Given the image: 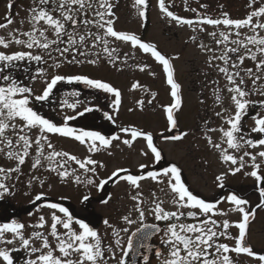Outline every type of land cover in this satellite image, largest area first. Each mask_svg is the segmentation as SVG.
<instances>
[{
    "label": "snow or ice",
    "instance_id": "1",
    "mask_svg": "<svg viewBox=\"0 0 264 264\" xmlns=\"http://www.w3.org/2000/svg\"><path fill=\"white\" fill-rule=\"evenodd\" d=\"M187 5L188 0H184ZM136 6L146 5V0H135ZM13 6L12 0L8 8ZM114 5L110 0H32L28 9V30H13L7 37L0 36V156L13 163L12 167L0 166V197L11 194L7 181L13 173L20 174L21 166L26 163V158L31 157V169L37 170L46 167L50 173H54L61 183L74 182L86 183L103 188L108 180L116 178L115 182L124 181L135 192L130 195L133 202L129 212L121 217L124 224L131 226L139 224V227L127 238V244H122L121 233H128L129 228L117 229L107 219L103 223L111 229V235L115 238L113 244H105L104 237L97 230L82 219H76L69 208L58 202H47L37 209L47 208L49 219L40 215L35 224L29 225L33 229L30 234H25V225L18 220L0 223V264H16L15 254L23 251L26 256L23 264H126V258L134 247L151 252L156 264H236L232 253L236 256L246 254L249 257H257L264 264V255H258L252 247L246 244V233L250 217H254L255 209L246 210L248 201L236 194L221 197L215 202H208L197 194H194L182 180L181 169L172 164L162 170H148L140 174H130L128 169L117 168L112 171L107 180H100L96 184L92 176L97 174V168L105 165L93 159L90 155L80 159L67 151H58L49 139V134H58L61 137H73L81 144L88 142L89 153L99 152L102 148L110 147L119 135L110 138L97 131L75 129L63 123L58 126L52 120L45 118L34 109V102L43 104L49 102L54 89L59 82L82 83L89 89L101 90L105 94H113L112 106L118 111L121 104V92L110 83L100 79L89 78L86 75H60L51 74L50 80L44 67H37L35 72H30L27 67L23 71L27 73V79L32 84L14 76V72L22 66L36 62L46 64L45 59L53 60L55 69L63 64H93L96 65L102 57L115 66L119 60L116 48L112 47L113 41L130 42L133 48L138 47L143 53L150 54L155 61L163 67L167 74L166 82L170 85V95L173 103L165 107L166 119L170 129L177 127L174 112L182 106L180 85L174 79V70L170 59L157 50L156 45L142 42L135 34L117 31L114 28ZM206 8V4H201ZM222 7V6H221ZM250 9L244 18H230L227 12H222L213 18L206 13L201 14L196 8H187L197 14L196 19H186L170 11L165 0H159V9L166 17L178 24L188 25L194 32H205V26L214 29L207 32L212 42L217 46L204 43L198 44L202 51L212 53L208 57L210 67H215L226 80L224 89L217 87L214 90L215 102L221 104L223 91L229 94L230 102L234 110L222 108L215 116L224 121L227 128H208L205 133L207 145L219 153V159L229 164L228 172L216 177L218 186L223 188V180L228 173L235 175L245 168L248 161L253 170L245 175L255 178L258 183L264 182V176L260 174L264 169V115L256 112L252 115L254 126L250 133L256 134L255 138H246L248 135L242 131V120L248 115L249 109L258 106L264 109V99L251 101L250 95L264 97V84H258L264 80V0H248ZM140 17H145V11H139ZM25 21H21L23 24ZM13 23L11 12L5 16V22L0 23V29ZM221 26H223L221 28ZM247 30V31H243ZM193 42L197 36L190 38ZM19 46L20 50L9 51L13 46ZM39 50V51H34ZM219 52L217 55L216 53ZM55 54V55H54ZM59 57V60H57ZM93 57V58H90ZM127 54H125V61ZM246 60L254 62V67L244 68ZM218 61L219 63H214ZM148 65L140 67L144 71ZM44 81L45 87L41 94L34 93V83L37 78ZM251 80V87H248ZM139 87L137 83L132 88ZM155 93L152 96L155 97ZM79 97L80 92L65 93V99L61 101V107L77 109L82 102L77 99L69 103L67 97ZM141 107L143 102H139ZM152 103V101H148ZM85 107L77 116H83L92 111ZM225 112L229 114L224 115ZM105 117L115 122L113 116L107 112ZM75 116L65 117V121L75 119ZM208 122L206 121L205 124ZM123 133H130L131 139H124L123 144L131 147L133 142L142 137L153 155L154 162L162 158L161 151L154 144L153 135L136 127H122ZM219 131L220 141L213 142L208 132ZM33 132L37 134L33 137ZM187 132L167 135L166 141H179L187 136ZM226 145L227 147H224ZM245 148L261 149L258 152L244 151L243 155H235L230 150L240 152ZM34 152V155H33ZM143 155H148L143 152ZM245 157L248 158L246 161ZM259 159V163L257 160ZM74 162L82 174H78L76 168L69 166ZM145 164L140 169H147ZM124 173V175H122ZM87 174H92L89 176ZM18 178V177H17ZM151 180L157 184H165L168 192L167 199H160L155 193L151 199H145L139 191L141 182ZM44 185L45 180L33 175L28 181L31 187L33 182ZM164 192V188L160 189ZM260 202L256 205L259 209L264 207V187H260ZM44 193L37 194L35 201H41ZM87 201V195L82 197ZM110 199V197H109ZM227 200L233 208L229 211L239 212L242 218L239 222L231 224L228 219L218 222L213 217L225 216L227 213L218 210V204ZM109 200H104L107 204ZM170 203L172 208H166ZM135 214V217H133ZM31 215V213H30ZM151 217L153 223L146 220ZM50 220V223H49ZM47 226V231H44ZM238 229V235L230 231L232 227ZM63 229L61 231L60 229ZM155 239L158 246L146 244V241ZM234 240V246L221 240ZM38 245V246H37ZM117 249L121 255L117 257ZM145 264H151V258L144 252L140 253Z\"/></svg>",
    "mask_w": 264,
    "mask_h": 264
},
{
    "label": "flooded vegetation",
    "instance_id": "2",
    "mask_svg": "<svg viewBox=\"0 0 264 264\" xmlns=\"http://www.w3.org/2000/svg\"><path fill=\"white\" fill-rule=\"evenodd\" d=\"M215 1H205L204 3L207 5L206 8H202V3L197 1L192 3V0H188L187 5H185L184 0H165V4L170 11H173L182 18L196 19L197 14L186 10V7L196 8L199 13H206L215 18L223 11V9L218 7ZM9 2L10 0H0V23L5 22V16L10 11L13 22L18 24L17 20L23 19L20 14L22 13L26 14L23 24L29 25L27 23V16L28 9L32 5V0H12L13 6L11 9L8 8ZM110 2L114 5L115 30L135 34L141 38L142 42L156 45L157 50L165 55L166 58L170 59V61L172 54L166 50L165 47L170 44L172 40L179 38V33H181V30H184V28L188 27L189 30L193 31L192 27L178 24L174 20H171V18L166 17L159 9V0H146V5L142 6H136L135 0H110ZM123 10L128 11V13L123 15ZM141 10L145 11V17L139 16V11ZM124 16L126 19H124ZM154 16L161 18L162 26L160 30L163 37L166 38V40H163L161 43L156 40ZM230 18L235 19L239 17ZM123 20L131 24V27L135 24V28H131V30ZM165 24H167L169 28H166ZM205 28L206 32L214 30L212 26L206 25ZM8 34L9 33H0V36L7 37ZM198 34V31H193L187 38H184V44L181 46L182 52L186 50L187 44H200L201 38ZM194 35L197 36L195 42L190 39ZM207 37L210 42L201 43L216 48V46H213L214 43L211 38L208 35ZM111 46L116 48V54L119 56V60L115 66L108 63L107 59L102 57L96 65L88 63L82 65L63 64L59 69H55L52 67L53 60L48 59L46 56L45 59L48 61L46 64L40 65L36 62H31L30 64L24 65L22 63L21 68L13 73L14 76L24 80L25 83L32 84V82L27 79V73L23 71V68L27 67L30 72L34 73L37 67H44L48 72L45 79L48 80H50L51 74H60L64 76L86 75L89 78L100 79L102 82L110 83L113 87L120 90L121 104L118 111L114 110L112 106V101L114 100L113 94H105L101 90L89 89L82 83L77 82H73L72 84L59 82L49 102L43 104L34 102V109L44 115L45 118L52 120L58 126L67 123L68 126L77 130L83 129L86 131L100 132L107 138L114 135H119L120 137L119 140L113 141L110 147L106 149L102 148L99 152L89 153L87 151V141L85 144H81L73 137H61L58 134H49V139L55 149L58 151H67L80 159H84L90 155L93 159L102 162L105 167H98L95 176L87 174L92 176L96 184H99V181L102 179L107 180L112 171L117 168L128 169L130 174H140L148 170H162L165 167L176 164L181 169L182 180L186 186L189 187V190L206 201L215 202L221 197H227L229 194H236L246 199L249 202L248 205L245 206L246 210L251 211L255 209L254 217H250L246 233V244L253 248L257 256L264 255V207L259 209L256 208V205L261 199L259 189L260 187H264V182L258 183L255 178L250 175H245L246 172L250 173L253 170L251 162L248 161L245 168L239 173L235 175L228 173L223 180L224 187H219V182L216 180V177L221 173H227L230 165L225 164L219 159V153L207 145V140L205 138V133L208 131V125L213 115L212 110H209L208 107L216 104L214 90L217 87L224 89V85L226 84L225 79L223 83L221 82L223 75L221 76L217 69L215 67H210L207 62L209 55L212 53L202 51L201 48L198 47V53L201 54V56L207 57L206 61L204 60L206 63L202 65L203 69L198 71L196 65H194L193 68L195 70H192L194 79L189 89L185 84L186 81L181 80L178 75L179 72L176 69L177 65H172L174 79L181 86L180 94L182 106L179 110L174 112L175 119L177 120V127L170 129L164 109L173 103V99L170 95V85L166 82L167 74L163 71L162 65L155 61L150 54L143 53L138 47L133 48L130 42L113 41ZM178 46L180 48L179 44ZM125 54H127L126 61ZM217 54H219V52H217ZM57 60H59V57H57ZM216 63L219 62L216 61ZM145 64L148 65V67L145 68L144 71H141L140 67ZM133 83H137L139 87L133 89ZM156 83L162 85V91L165 93H161L165 95L167 103L163 105L159 104V107L161 106L160 108L163 109V116L159 118L160 125L155 129L150 127L153 119L148 123L149 118L145 116L144 112L150 110L154 111L156 109L155 100L159 99L158 97L160 95V91L155 88ZM258 84H264V80L259 81ZM45 86L44 81L38 77L33 85L34 93L37 95L41 94ZM248 87H251V80H248ZM73 91L80 92V96H68L67 99L69 103L77 99L82 103L77 106V109L62 108L60 105L61 101L66 98L65 93H71ZM152 93L156 94L155 97L152 96ZM222 95L223 98H226L229 94L223 91ZM252 96L254 95H250L247 99L250 100ZM261 99H264V97L258 95L257 99H251V101H259ZM141 101L143 102L142 107L139 103ZM148 101H152V103H148ZM196 102L201 105H208V107L203 110L202 114L197 113V115H194L195 113H191V110L197 105L194 104ZM127 104L129 105L128 107H126ZM85 107H90L93 110L85 113L83 116H77V112H82ZM105 112L113 116L114 123L112 120L105 117ZM256 112L264 115V109L254 106L249 109L248 115L242 120V131L248 134L246 138L256 137V134L250 133L251 127L254 126V121L251 117ZM68 116H75L76 118L65 121L64 118ZM194 116H196V123H198V126L201 125L200 129L194 130L191 128L194 126L192 120ZM206 121L208 122L207 124H205ZM251 121L252 124H250ZM122 127H136L144 132H150L153 135L154 144L157 145L161 151V160L159 162H154L153 155L150 149L147 148L146 141L142 137L137 138L131 147L123 144L122 141L124 139H131V136L130 133L126 134L121 132L120 129ZM183 132H187L188 135L179 141H166L163 138L167 135L180 134ZM36 134V132H33V137H35ZM208 135L213 139L212 132H208ZM197 136L198 139L196 138ZM199 138L201 141H205L207 145L205 147L214 150L216 162L206 158L202 144L198 143ZM260 150L259 148H245L240 152L230 151L235 155H243L244 151L255 153ZM143 152H147L148 155H143ZM245 159L246 161L248 160L247 157H245ZM32 162L31 157L26 158V163L21 166L20 174L13 173L12 177L7 181L11 189V194H4L0 197V223L10 222L12 219L18 220L25 225V234H30L33 229L29 227V225L35 224L40 215H44L46 219H49V210L47 208H41L40 211H37L40 205L47 202H58L69 208L76 219L84 220L102 234L106 245L113 244L115 238L111 235V229L103 223L105 219L117 229L128 227V233H121L123 238L122 244L126 246L128 236L139 227V224L128 226L121 220V217L127 214L132 207L133 202L130 200V195L135 194L128 183L124 181L115 182L116 178L108 180L103 188H97L95 185H87L86 183L76 184L71 181L68 183H61L54 173H50L46 170V167L32 170L30 167ZM257 162H260L259 159ZM141 164L147 165L148 168L140 169ZM0 166L12 167L13 163L0 156ZM69 166L71 168H76L78 174H82L83 170H80L74 162H70ZM260 174L264 176V169L261 170ZM33 175L44 179V185L41 186L37 181L33 182L32 186L29 187L27 181ZM122 175H124V173H122ZM81 179H84L83 174L81 175ZM161 188H164L165 191L161 192ZM139 191L143 194L145 199H151L153 193L160 199H167L165 193L168 192V189L165 184H157L151 180H144L141 182ZM40 193H44L42 200L33 203L35 196ZM85 195L89 197L87 201H83L82 199ZM104 200H109V202L105 204L103 203ZM114 202L116 205H114ZM165 207L169 209L172 208L170 203H166ZM233 207L234 205L227 200L222 201L218 204V210L227 213V215H216L213 218L218 222L223 219H228L231 224L239 222L242 215L239 212L229 211V209ZM133 217H135V214H133ZM146 222L153 223L154 221L151 217H148ZM60 230L63 231L62 228ZM44 231H47V226ZM230 231L233 235H238V229L234 226ZM221 242H227L230 246H234V240L225 241L222 239ZM145 243L152 244L153 247L158 246V241L155 239H150ZM141 252L150 256L151 264H156V260L152 256V253L146 252L145 249L139 247H134L130 252L129 256L126 258V264H145L140 255ZM120 255L121 253L119 249H117V257L119 258ZM231 255L236 261V264H261L257 257H249L246 254L236 256L235 253ZM25 256L26 253L22 250L18 251L15 254L16 264H23ZM113 264H115V261H113Z\"/></svg>",
    "mask_w": 264,
    "mask_h": 264
},
{
    "label": "rangeland",
    "instance_id": "3",
    "mask_svg": "<svg viewBox=\"0 0 264 264\" xmlns=\"http://www.w3.org/2000/svg\"><path fill=\"white\" fill-rule=\"evenodd\" d=\"M196 1L199 2V3H202V4H206L204 2L207 1V0H192V3H195ZM225 2H226V0H222V1L216 0L215 1V3L218 5V7L222 6V8H220V9H223L222 12H227L230 17L244 18L247 15L248 11L250 10L247 7L248 0H230V1H228L226 3L228 9L223 8V5L225 4ZM127 13H128V11H124L123 10V15H125ZM20 14L22 15L23 19L17 20L18 24L13 22L10 26H8L6 28H3V29H0V33L1 34H7V33L12 32L13 30H20V31L28 30L30 25L20 24V22L22 20L24 21V19L26 18V14H22V13H20ZM124 19H126L125 16H124ZM153 19H154V24H155L154 25V29H155L156 40L160 41V43H161L163 40H166V38L163 37V35L161 33V30H160V28L162 26L161 18L158 17V16H154ZM123 22L125 24H127L130 27V29L131 28L134 29L135 26H136L135 24H133L132 27H131V24L126 23L124 20H123ZM174 25H176V24H174ZM165 27L169 28V26L167 24H165ZM222 27L223 26H221V28ZM243 31H247V30H243ZM205 32H199L198 35L201 38V41L199 43H201V42H210L209 38L206 35L207 32L206 33ZM190 33H193V31L189 30V28L186 27V28H184V30H181V33H179L180 34L179 38H176L175 40H172L170 42V44H168L166 47L164 46L166 48V50H168L172 54L171 64L172 65H177L176 69L179 72L178 75L180 76L181 80L186 81L185 84H186V86H188V89H189V87H190V85L192 83V80L194 79L193 78V73H192V70H195L193 68L194 65H196L197 71L198 70H202L203 69L202 65L206 63L205 61H206V58H207L206 56L205 57L203 55L201 56V54L198 53V45H195V44L194 45H188L187 44L186 50H184L183 52L181 51V46L184 44V38L185 37L187 38L188 35H190ZM178 44L180 45V48H179ZM213 46H216V45L213 44ZM9 50L10 51H16V50H20V49H19V46L13 45ZM214 63H216V62H214ZM243 67L244 68L254 67V62L246 60L244 65H243ZM221 76H222V74H221ZM224 79L225 78L223 76L221 78V82L222 83H223ZM155 88H156V90L160 91V95L158 97L159 99L155 100V108L156 109L154 111L153 110L146 111L147 113L144 112V114H145V116H147L149 118L148 119L149 120L148 123L151 121V119H153L150 127L156 129V128H158V125H160L159 124V118H161V116H163V109L160 108L161 106L159 107V104L163 105V104L167 103L166 102L167 100H166L165 95L162 94L164 92V91H162V85L156 83L155 84ZM166 92H167V89H166ZM255 98L256 99L258 98V94L250 97V100L251 99L253 100ZM193 101H196V100H193ZM194 104H197L196 107L191 110L192 114L195 113L194 115H197V113L198 114H202L203 110L206 107H208V105H201V104H199L197 102L194 103ZM128 106L129 105L127 104L126 107H128ZM208 108H209V110H212V113H213V115H212V117L210 119L208 128L219 129L221 126L227 128V125L224 123V121L222 119H220V118H217L215 116V113L216 112H220L222 110V108H228L230 111L234 110L233 105L230 102L229 95H227L226 98H223V101H222L221 104H217L216 103V104H213L212 106H209ZM228 114H229L228 112L224 113L225 116H227ZM139 120L141 121L140 117H139ZM192 120H193L194 126H192L191 128L194 129V130L200 129L201 125L198 126V123H196V116H194ZM250 124H252V121L250 122ZM212 133H213L214 142H221L219 140V138L221 136V133L219 131L218 132L214 131ZM196 138L198 139V136ZM198 143L202 144L203 149L205 150L204 153H205L206 158L207 159H212V161L216 162V155L214 153V150H211V149L205 147V146H207L205 144V141H201L200 138H199ZM223 146L227 147L226 145H223ZM78 153H80V152H78ZM114 205H116L115 202H114Z\"/></svg>",
    "mask_w": 264,
    "mask_h": 264
},
{
    "label": "trees",
    "instance_id": "4",
    "mask_svg": "<svg viewBox=\"0 0 264 264\" xmlns=\"http://www.w3.org/2000/svg\"><path fill=\"white\" fill-rule=\"evenodd\" d=\"M220 1H222V0H220ZM228 1H230V0H226L225 4L223 5V8L228 9V8H227V4H226ZM220 8H222V7H220Z\"/></svg>",
    "mask_w": 264,
    "mask_h": 264
}]
</instances>
